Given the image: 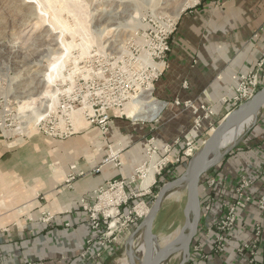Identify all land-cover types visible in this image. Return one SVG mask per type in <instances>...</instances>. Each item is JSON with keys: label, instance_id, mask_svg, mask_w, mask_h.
Masks as SVG:
<instances>
[{"label": "crops", "instance_id": "obj_1", "mask_svg": "<svg viewBox=\"0 0 264 264\" xmlns=\"http://www.w3.org/2000/svg\"><path fill=\"white\" fill-rule=\"evenodd\" d=\"M263 44L264 0L201 1L178 18L170 38L167 67L154 87L155 99L168 102L159 111L158 121L129 122L114 117L105 140L93 128L66 141L45 137L16 149L0 145V170L7 178L0 192V264H138L135 246L140 235L130 241L134 232L129 231L101 247L81 201L90 203L93 192L108 181L133 175L146 160L148 137L154 138L159 152L182 139L191 130L193 119L185 102L211 107L213 115L202 126L201 133H206L209 123L218 122L228 112L220 99L232 95L235 83L231 77L257 68ZM261 110L257 124L252 123L240 147L227 153L217 175L224 197L233 196L241 183L248 185L244 192L253 199L264 196V108ZM108 143L113 148L120 144L121 165L109 163L92 174L107 156ZM73 165L75 171L86 174L68 189L64 181ZM203 194L201 187L200 197ZM254 201L239 212L225 254L197 264H248L235 248L251 239L254 224L264 223V214ZM216 207L208 221L216 218ZM45 208L54 215L50 224L36 219L29 223L28 217L36 218ZM88 238H92L91 251L82 257Z\"/></svg>", "mask_w": 264, "mask_h": 264}, {"label": "built area", "instance_id": "obj_2", "mask_svg": "<svg viewBox=\"0 0 264 264\" xmlns=\"http://www.w3.org/2000/svg\"><path fill=\"white\" fill-rule=\"evenodd\" d=\"M175 25L176 23L167 25V29L171 27L169 30L166 29L150 39L148 45H145L147 46L145 52L129 53L124 59L99 55L95 58L98 60L96 65L78 66L67 89L61 87L57 89L59 98L56 107L54 111L39 120L36 124V132L53 140L69 138L75 134L72 113L83 110V119L87 126H97L106 139L113 115L118 118L126 117L125 111L129 106L137 109L135 114H143V105L147 104L146 99L151 98L154 84L167 67L170 36ZM231 78L235 83L232 95L220 99V102L228 107V112L251 99L264 86V44L261 47L257 68L245 74H235ZM149 102L157 107L161 105L162 109L168 105V102L155 98H151ZM184 106L192 110L193 119L191 130L182 139H175L172 145L164 146L162 152H159L154 138L148 137L144 143L146 160L135 168L133 175L127 179L114 178L108 181L105 187L93 192L90 203L81 201L80 207L86 212L90 229L98 232L97 237L101 247H107V244L115 242L123 233L131 232L139 227L151 207L150 203L146 200L139 201V198L143 195L149 196L156 182V176H163L165 171L173 166L189 163L215 127V123L211 122L208 125V131L201 133L203 122L213 115L211 107L196 106L191 102H185ZM157 117L149 121L147 119L136 120L153 122ZM106 148L107 156L98 167L92 169V174H98L101 167L109 163L117 167L121 165L120 144L118 148H113L108 143ZM174 148L178 152L173 153ZM153 164L155 166L154 180L146 189H143L141 187L143 177L146 170ZM75 170V166H71L70 172L66 175L64 186L68 189L77 178L86 174ZM247 187V184H238L233 196L224 197L219 192L218 176L212 173L206 176L202 191L205 194L214 193L215 195L207 199L200 197L202 218L197 232L198 238L196 240L194 238L190 247L188 264H197L210 257L223 256L227 249V241L237 224L239 212L244 211L253 200H255L258 211L264 214V196L253 199L244 192ZM217 203L218 208L215 206ZM213 207L217 210L216 218L212 222L209 220L205 225H201ZM35 219L46 225L53 221L54 215L45 208L36 218L28 217L27 220L32 223ZM258 227L256 225L253 228L249 241L235 249L237 255L247 257L248 264H254L256 260L254 248L258 240ZM91 245L92 238L86 239L82 257L88 255ZM141 247H143L141 241L140 244L136 243L135 252L141 254Z\"/></svg>", "mask_w": 264, "mask_h": 264}, {"label": "rangeland", "instance_id": "obj_3", "mask_svg": "<svg viewBox=\"0 0 264 264\" xmlns=\"http://www.w3.org/2000/svg\"><path fill=\"white\" fill-rule=\"evenodd\" d=\"M38 1L42 9L41 13L36 0H0V145L5 149L7 147L16 149L31 144L35 139L49 138L36 132V124L45 115L54 111L59 98L57 89L60 87L67 89L78 66L96 65L98 60L95 58L99 55L124 59L129 53L145 52L147 50L145 45H148L150 39L165 31L167 25L176 23L172 36L176 31L178 18L201 1L207 0ZM192 1L196 3L193 4ZM43 10L47 13L46 15ZM54 17L64 24V30L56 23ZM170 28L168 27L167 30ZM61 35L66 42L73 43L75 47L72 49L70 60L65 62V66L60 70L61 76L58 77L59 79L56 78L53 86H50L43 81L44 73L61 55L62 48L59 43ZM86 38L91 39L88 44V53H82L78 44L83 43ZM50 92L56 95L51 111ZM151 98H155L154 91ZM151 98L146 99L145 103L149 104ZM136 110L134 108L132 116H128L126 111L127 118L123 116L119 119L130 122L138 119L134 116L144 115L135 114ZM261 112L262 110L255 116V120L252 119L243 128L240 136L235 140L236 143L227 153L243 144L248 129L257 124ZM159 115L154 121L159 120ZM80 117L82 122L78 125L79 127L72 120L75 134L71 137L79 135L84 130L96 128L98 136L104 139V135L97 126H87L83 114ZM114 117L113 115L111 120ZM71 137L58 141H66ZM220 163L210 168L206 174L212 173ZM170 169L175 171L176 167L173 166ZM4 175L0 170V192L7 181ZM162 177L156 176V182L149 196L143 195L139 201L146 200L152 204L158 190L169 182L163 181ZM185 197L186 189L183 186L175 189L162 202L152 229L159 246L172 240L182 227ZM256 225L259 226V234L254 248L256 251L254 264H264V223L253 225L252 229ZM131 232L135 233L136 238L140 235L141 238L137 243L140 244V241L143 243L141 230L138 231L136 228ZM175 256L176 259L172 264H178L180 261V254L170 259ZM245 258L247 260L246 256Z\"/></svg>", "mask_w": 264, "mask_h": 264}, {"label": "water", "instance_id": "obj_4", "mask_svg": "<svg viewBox=\"0 0 264 264\" xmlns=\"http://www.w3.org/2000/svg\"><path fill=\"white\" fill-rule=\"evenodd\" d=\"M264 108V86L248 101L228 112L207 135L204 143L185 171L176 179L164 184L157 192L147 216L142 220L137 230L143 236V251L137 255L138 264H165L176 254L181 258L178 264H188L190 247L197 235L202 218L199 185L203 175L219 162L231 149L219 153L218 147L223 136L231 129L244 124L250 118L258 115ZM185 186L186 197L182 210L184 222L177 235L162 246L158 245L156 236L152 233L153 223L162 202L177 188ZM135 233L130 238L134 239ZM131 256V255H130ZM131 259V257H130Z\"/></svg>", "mask_w": 264, "mask_h": 264}, {"label": "bare ground", "instance_id": "obj_5", "mask_svg": "<svg viewBox=\"0 0 264 264\" xmlns=\"http://www.w3.org/2000/svg\"><path fill=\"white\" fill-rule=\"evenodd\" d=\"M46 1L47 2H50L51 0H46ZM36 2L38 4L39 10H40L39 13H41L42 12V9L39 6V1L36 0ZM192 2H193V4L196 3V1H192ZM43 12H44L45 15L47 14L44 10H43ZM55 19H56V23L62 28V30H64L63 29L64 28V24L63 23H60V21L57 18H55ZM52 28L53 27H51V29ZM90 41H91L90 38H86L85 41H83V43L78 44V47L80 48V50H81L82 53H88V49H89L88 44L90 43ZM59 43H60V46L62 48L61 55L58 58H56V60L49 66L48 71L44 73V80L43 81H46V84H48L50 86H53L52 84L56 80V78H58L59 76H61L60 70L65 66V62H68L70 60V58L72 56V49L75 47V45L73 43L66 42L63 39V36L61 38H59ZM68 77H69V75H68ZM54 94H55L54 92H53V94L51 93L52 103L49 105L50 111L53 108V102L55 101V97H56V95H54ZM130 107H132V108H130ZM143 107H144L143 110H142L143 111V114L144 113H146V114L145 115H142L140 117L139 116H134V117H137L138 119H148V120H150L153 117H155V115L158 114L159 111L162 109V106L161 105H159V107H157L156 105H152L151 103H149V104L147 103V105L145 104V106L143 105ZM133 110H134V107L133 106H129L127 108L126 111H127L128 116L134 115ZM82 112H83V110H81V111H75L72 114V116H71L72 120H74V122L77 125V127H79L78 125H80L81 122H82V119L80 117L81 114H82ZM252 119L255 120V117L250 118L249 120H247L246 122H244V124H241L240 126L234 128V129L229 130L223 136V138H222V140H221V142L219 144V147H218V152L219 153L225 152L230 147H232L233 144L236 143L235 140L240 136V133L242 132L243 128L246 125H248L252 121ZM154 171H155L154 164L151 165L146 170L145 175L143 177L142 185H141L142 188L146 189L153 182V180H154ZM141 250L143 251V247H141Z\"/></svg>", "mask_w": 264, "mask_h": 264}, {"label": "trees", "instance_id": "obj_6", "mask_svg": "<svg viewBox=\"0 0 264 264\" xmlns=\"http://www.w3.org/2000/svg\"><path fill=\"white\" fill-rule=\"evenodd\" d=\"M228 157V155L224 158L223 162L221 164H219L217 166V168L215 167V169L212 171V174L214 175H218L219 171H220V168L222 167V165H224V162L226 161V158ZM188 163L186 164H182L180 166H177V168L175 169V171H171V169H167L163 175V181H171L173 179H176L177 177H179L185 170V168L187 167ZM181 173V174H180ZM206 176L207 174L203 175L202 178H201V181H200V185H199V196L201 195V187L202 185L205 183V179H206ZM220 189V188H219ZM204 193V192H203ZM212 195L214 196L215 194L214 193H210V194H203L201 196V199H207V198H210V196L212 197ZM208 218V217H207ZM207 218H205L201 225H205L206 222H208ZM202 228V226H201ZM201 230V229H200ZM200 233V232H199ZM198 238V235L195 237V240Z\"/></svg>", "mask_w": 264, "mask_h": 264}]
</instances>
